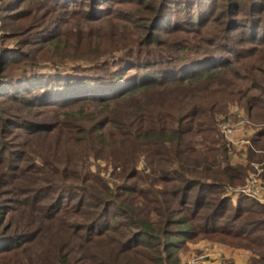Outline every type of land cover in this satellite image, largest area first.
Instances as JSON below:
<instances>
[{
    "label": "trees",
    "instance_id": "16d2710c",
    "mask_svg": "<svg viewBox=\"0 0 264 264\" xmlns=\"http://www.w3.org/2000/svg\"><path fill=\"white\" fill-rule=\"evenodd\" d=\"M47 3L51 12L81 4L88 11L74 14L86 22L106 20L111 3L133 6V12L118 8L117 18L136 28L140 47H119L122 55L115 61L97 62L89 53L85 60L92 63L75 65L71 73L36 69L41 61L66 65L69 52L60 49L65 34L62 40L61 33L43 39L34 28L24 43L55 44L54 59L36 60V47L0 51V264H180L182 243L199 234L241 238L245 244L264 238L258 233L264 232V205L245 193L234 205L228 194L244 183L248 168L231 164L218 127L231 100H244L252 119L264 123V87L259 83L264 81V0ZM210 23L214 28L203 37ZM12 31L10 37H19L24 30ZM234 32L240 34L237 39ZM180 33L193 37L186 40ZM198 36L204 43L193 42ZM244 43L251 46L237 47ZM20 55L27 62L22 74H5ZM244 58L249 63L241 62ZM83 70L87 77L78 75ZM246 79L251 88L238 89V81ZM6 100L22 113L6 114ZM84 100L117 106L108 111L111 116L92 119L83 134L99 132L87 141L100 152L117 147L109 158L120 169L115 177L120 183L92 172L88 158L100 153L86 150L83 160L59 159L57 154L67 150L80 153L75 140L80 130L37 123L25 111L71 107ZM101 126L108 128L101 132ZM17 129L28 136L14 151L3 136L17 135ZM41 137L49 142L34 146ZM255 150L264 158V128L253 138L250 161ZM134 179L142 185L131 183ZM106 240L108 261L93 253Z\"/></svg>",
    "mask_w": 264,
    "mask_h": 264
},
{
    "label": "rangeland",
    "instance_id": "374dc122",
    "mask_svg": "<svg viewBox=\"0 0 264 264\" xmlns=\"http://www.w3.org/2000/svg\"><path fill=\"white\" fill-rule=\"evenodd\" d=\"M29 1L30 4L28 3ZM45 5L49 6L47 0H26L25 2H20L19 0H0V51L6 49L16 50L20 48L31 50L32 47H36L33 48L35 49L33 55H35L36 60L54 59L52 56L56 53L55 44L51 43L45 45L40 44V46H25L24 43L30 41L26 39L28 37H31L32 32H34L35 30L43 32V39L51 37L57 33H61L62 40L63 34H65V38L60 43V49H64L61 50V52H69L70 56H67L68 62H66V65L62 66L60 64H52L49 61H41V63L38 62L39 65L36 67V69L43 73H55L57 70H63L62 72L71 73L72 71L74 72L73 67L75 65H81L85 67L92 63V61L90 62L88 60H85L89 53H91V55H94V58L97 62L104 60L115 61L122 55L121 50L116 51L119 47H127V45L128 47H140L138 43L140 42V36L137 34L136 28H133L130 25H126L124 21L117 18L118 8H123L125 10L133 12V6H119L111 3L109 7H112V14H108V16H105L108 19L106 18V20L103 21L89 20L88 22H86L81 14H74V12L76 13L77 11H81L82 9H88L81 4H78L77 6H70L71 8L68 10L58 9L55 12H51V10L48 8L46 9ZM32 10L34 11L32 12ZM31 12L32 15H30ZM170 12L172 15V10ZM16 14L21 15H17V17H15ZM39 16L40 18L38 19ZM107 20H109V22ZM65 22L67 23L65 24ZM124 24L127 26V28H124ZM14 27H17L22 31L24 30L20 34L21 36L10 37L12 35V30L14 29ZM34 28L35 30L32 31V29ZM213 28L214 24L210 23L203 29L202 36L204 37L205 34L209 35ZM234 33H236L234 37L237 39L240 34L237 32ZM160 35L167 38L165 34L161 33ZM78 37L80 39H77ZM180 37H184L187 40L188 38H191L193 36L191 34L180 33ZM43 39H41V41H43ZM199 39H201L200 36L193 40V42H201V40ZM241 46L250 47L251 44L244 43L243 45H238L237 47ZM105 49L110 50L109 52H104ZM248 54L249 53H246L244 55L247 56ZM73 55L78 57L77 60H73ZM23 58L24 57L20 55V58L8 64L4 73H8L11 75H21L22 68L27 63ZM249 61L250 58L241 59V62L249 63ZM85 72L86 70H83V72H79L78 75H88ZM100 73L104 74V72ZM242 73L243 75H248L247 71H243ZM260 82L264 87V81L260 80L259 83ZM251 83L252 82L250 79L239 80L238 89L246 91L247 89L251 88ZM258 90H252L250 92V95L259 93L260 90ZM244 103V100L229 101L227 103V108L225 109V111H223L222 114L218 117V127L225 141V130L228 128L237 129L235 144L233 150L230 151V155L232 156L233 161H231V164H240L248 168V173L245 176L244 183L237 189L228 190V194L232 196L234 205L237 203L238 197L236 196H239L238 194H242L243 189H247L248 178L250 177V175L256 174L259 169H263L259 177H261L263 180L262 188L264 189V158H262L261 156L262 153L258 150H255L256 152L254 155V160H249V149L251 146L253 147V138L259 130L264 128V123H257L255 120H253L249 115ZM111 105L112 106L110 107H106L104 103L101 102L99 103L96 101L84 100L71 107H37L34 109L26 108L25 111H30L31 113L29 115V118L37 123H61V127H63L64 130L68 129L69 127H71V129L73 128V130L76 129V132L80 130L75 136V140L77 143L76 145H78L77 151H79L80 153L70 152L67 150L64 153L62 152L57 154L59 156V159L71 161L74 158L80 156L83 160L85 159L84 155H87L86 150H88V152L92 150L95 152V154L100 153L99 156H94V154L92 153L90 154L92 156H89L88 158L91 161L90 163L92 172L101 173L102 176L112 184L121 182L115 180L116 173L119 172L120 169L115 168L111 163L112 161H114V159L112 157L109 158L110 156H112L111 150H113V152L115 153L117 152V147H115V149L107 150L106 152H100L98 148L96 149L93 147V141L92 143H88L87 141V138L89 136L96 137L99 132H96L95 134L93 132H90L89 134H83L85 127H90L93 124V121L95 122L106 114L111 116V113H109L108 111L111 110V107L113 108V110H115L117 107L115 103H112ZM2 108L8 115L20 114L19 112L22 113V110H20L19 106L16 103H12L8 100L2 103ZM76 118L77 120L75 121ZM92 119L93 121H91ZM107 128L108 126H101V132H104ZM64 130L60 131V135L64 132ZM15 133L17 135L5 133L6 137L3 136L5 141L10 143L11 145H15L16 148H14V151H16V149H21L20 147L27 142L28 136V134L24 130L17 129L15 130ZM94 141L98 146L97 140L95 139ZM44 142L49 141H45V138L41 137L33 144L34 146L38 147L43 146ZM88 159L86 157V160ZM13 163H16V161H13ZM139 168L143 169L144 165L141 164ZM130 182L139 183L136 179L131 180ZM139 184L142 185L141 183ZM255 198L264 205V193L260 197ZM262 217H264V215H262ZM258 233H263L264 235V232ZM100 244L101 247L95 249L96 251L94 250L93 253L101 254V257L106 259V261L110 260L106 257L111 250L109 242L106 240V242H101ZM182 244L183 247L179 251L180 264H264V238L257 239L255 241V244L246 243V245L244 243V240L241 238L219 235L205 237L202 234H199L198 236H196V238L192 240H185Z\"/></svg>",
    "mask_w": 264,
    "mask_h": 264
},
{
    "label": "built area",
    "instance_id": "2783aa9c",
    "mask_svg": "<svg viewBox=\"0 0 264 264\" xmlns=\"http://www.w3.org/2000/svg\"><path fill=\"white\" fill-rule=\"evenodd\" d=\"M237 136V129L228 128L225 130V138L229 151L233 150L235 144V138ZM263 169H259L256 174H251L248 178V187L243 189V193H246L252 197H260L264 193L263 180L259 175Z\"/></svg>",
    "mask_w": 264,
    "mask_h": 264
},
{
    "label": "crops",
    "instance_id": "0c3cea01",
    "mask_svg": "<svg viewBox=\"0 0 264 264\" xmlns=\"http://www.w3.org/2000/svg\"><path fill=\"white\" fill-rule=\"evenodd\" d=\"M230 161H232V156L230 155ZM233 162V161H232ZM239 195V194H238ZM236 197H238V196H236Z\"/></svg>",
    "mask_w": 264,
    "mask_h": 264
}]
</instances>
